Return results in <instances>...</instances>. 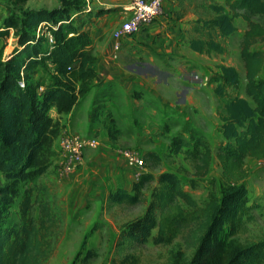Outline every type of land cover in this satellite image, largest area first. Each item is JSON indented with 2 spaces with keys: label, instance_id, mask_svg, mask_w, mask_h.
Returning a JSON list of instances; mask_svg holds the SVG:
<instances>
[{
  "label": "rangeland",
  "instance_id": "1",
  "mask_svg": "<svg viewBox=\"0 0 264 264\" xmlns=\"http://www.w3.org/2000/svg\"><path fill=\"white\" fill-rule=\"evenodd\" d=\"M171 1L177 4L173 9V16L169 18L172 24L181 18V11L200 18L208 17L210 6L207 0H185L186 3L181 1L179 4V0ZM130 2L131 0H0V26L7 15L13 14L22 19V12L28 9H44L48 12L54 10L56 14L48 16L52 27L62 25L66 31L74 29L87 35L92 24L100 21L101 7L112 5L111 9H121L125 19ZM252 18L264 24L263 17L254 15ZM51 29L40 23L28 31L32 38L38 40L42 49L48 50L53 42ZM50 36L52 40L49 39ZM238 38L239 33L224 38L225 56L217 55L216 62L240 61ZM89 42L88 37V44ZM94 44L99 46V41ZM18 48L17 36L10 29L6 39L0 37V61H6ZM251 48L260 49L264 54V40L256 41ZM174 58L177 62L189 63L188 66L184 65L187 69L196 64L185 56L184 60ZM210 63H214L213 58ZM214 65L217 68L218 64ZM242 66L241 62L238 67L241 77L238 88L231 89L229 95L236 93L234 90L238 93L242 91ZM198 67L203 69L204 66ZM204 68L209 73V66ZM185 75L187 74L180 75L181 82L175 81L177 92H172L170 100L169 95L163 91L160 94L154 91L151 95L142 87L126 91L114 81L104 83L95 78L84 92L74 91L70 98L64 96L57 99L55 105L47 111L49 120L39 150L41 171L30 172L26 179L17 181L6 178L0 171V189L6 187L11 197L9 203H5L0 197V225H11L18 221L21 201L26 189H29L34 216L38 215L39 203L42 201L47 203L54 215L49 235L50 252L41 264H132L129 259L122 260L129 252L137 254V262L133 264H166L170 252L182 245L180 237L169 245H154L150 239L130 248L120 249L115 245L120 230L145 211L154 182L144 184L140 201L135 204L112 202L110 195L119 188L125 190L124 172L126 166H129L125 153L128 151L144 160L142 167L133 170L153 174L162 171L176 173L183 188L192 194L198 205H202L210 193L221 194L226 181L221 176V168L215 155L213 154L208 174L196 176L193 161L187 153V149L193 146L196 134L208 141L213 152L218 145L223 144L221 120L214 108L209 109L210 105L198 110L196 106L188 104L182 94L185 90H197L196 85L200 83L204 73H189L191 76L188 78ZM53 76H57L54 66L51 59L46 58L33 67L30 81L39 88H44ZM259 77L264 78V64ZM74 85L77 89L78 83ZM39 88L38 91L42 92ZM192 130H196V133ZM65 131L93 137L98 141L95 147L85 149L82 163L69 173L60 172V139ZM173 141L185 143H179L180 148H176ZM148 151L157 154V162L145 157ZM245 161L248 175L244 184L252 209L246 219V227L236 234V238L249 242L264 238V163L253 158H246ZM139 177L140 175L137 179ZM191 179L195 183L193 188L190 186ZM220 237H223V232ZM192 250H185L188 258L191 257Z\"/></svg>",
  "mask_w": 264,
  "mask_h": 264
},
{
  "label": "trees",
  "instance_id": "2",
  "mask_svg": "<svg viewBox=\"0 0 264 264\" xmlns=\"http://www.w3.org/2000/svg\"><path fill=\"white\" fill-rule=\"evenodd\" d=\"M209 6L216 16L206 22L218 28L223 36L234 32V18L241 17L246 22L239 40V55L245 75L243 91L250 101L237 95L225 97L228 86L237 88L238 75L233 67L222 65L214 91L224 110L219 117L226 142L213 152L208 141L196 134L187 153L196 176L208 174L214 154L226 186L220 195L210 193L198 205L176 173H140L131 191L119 188L110 195L112 202L135 204L140 201L144 184L154 182L145 211L120 230L115 245L120 249L130 248L149 239L154 245H169L180 237L182 245L170 252L166 264H264V238L249 242L236 238L246 227L252 209L244 184L248 175L245 159L251 157L264 163V78L259 77L264 54L260 49L251 48L256 41L264 40V24L252 18L254 15L264 18V0H224L223 5ZM55 12L28 9L22 12V19L13 14L5 16L0 26V37L6 39L12 29L19 47L6 61H0V171L12 181L24 180L30 172L41 171L39 150L49 120L48 109L61 97L70 98L74 91L84 92L96 75L95 58L85 49L87 35L74 29L66 31L62 25L52 27L48 16ZM40 23L52 28L53 42L48 50L42 49L28 31ZM197 40L198 45L203 44ZM189 44L194 50L202 51L192 40ZM207 48L222 51L217 43ZM46 58L51 59L57 76L39 92L38 85L30 81L31 73ZM21 78L24 87L19 84ZM74 83H78L77 89ZM179 143L185 141L175 142L176 148H180ZM145 157L158 161L154 151L146 152ZM190 186H195L192 179ZM30 192L25 191L18 221L0 225V264H41L49 255L54 215L42 201L35 217ZM8 194L6 187L0 189L5 203L10 201ZM187 248L193 249L190 258L185 252ZM125 259L136 263L137 254L129 252L122 258Z\"/></svg>",
  "mask_w": 264,
  "mask_h": 264
},
{
  "label": "crops",
  "instance_id": "3",
  "mask_svg": "<svg viewBox=\"0 0 264 264\" xmlns=\"http://www.w3.org/2000/svg\"><path fill=\"white\" fill-rule=\"evenodd\" d=\"M181 1L186 3L185 0H179L177 3L179 4ZM215 1L216 2L207 0V3L208 5L214 3L223 5L224 3V0ZM115 6L119 7L121 5ZM175 6H177V4L172 3L171 0H167L164 4L163 12L150 26L144 28L140 32L125 37L121 41V46L117 51L116 58L113 57L114 50L111 33L124 22L122 21V18L124 19L122 15L123 10L111 9L112 5L101 7L103 9V12L99 15L101 19L97 24L94 23L91 28H89L90 33L87 35L90 42L85 47L87 53L96 58V75L94 78L104 83L114 81L119 87H122L126 91L135 87H142L146 91H149L150 95L154 93V91L159 92L158 94L161 93L160 91H163L165 94L169 95L170 100L172 98H170L172 92H177L175 81L176 83H179V81L181 82L180 75L182 73L187 74L185 75L187 78L191 76L189 73L194 75L204 73V77L201 78L200 83L196 85L198 86L197 90L193 92L185 90L182 94L188 104L193 105V107L196 106L198 110H201L203 107L207 108V105H210L209 109H211V107L214 108V111H217L216 113H218V115L224 113L221 99L214 91L217 83L220 81V79L216 77L221 74L220 67L222 65L233 67L238 75V88V82L241 79L238 67L241 65L242 60L240 58L239 62H232L231 60H219L216 62L215 59L217 55L221 57L225 56L224 52L226 50V45L223 42L224 38L239 33L238 39L240 40L245 30L246 22L241 17L234 18V32L223 36L220 34L218 28L209 26L206 22L208 19L216 16V13L211 9H209L207 18L204 16L200 18L197 15L187 14V12L181 11L179 13L181 14V18L172 24L169 18L173 16V9ZM89 10H91V8H89ZM95 11L96 10H94V13ZM225 11H227V8H225ZM197 20L200 21L196 22ZM197 39H200L203 44L198 45L199 42H197ZM191 40L194 45H198L202 48L201 52L191 48L189 44ZM95 41H99V46L94 44ZM216 43L222 51L207 48V45ZM184 56L194 60L196 64L193 68L187 69L188 67L184 65L188 66L189 63L177 62L178 60L176 61L174 58L178 57L184 60ZM212 58L214 59L213 64L210 63ZM214 64H218L217 68ZM198 66H209V73H206L204 67L201 69V67ZM211 70H213L214 73ZM242 70L244 74L243 66ZM243 76L245 83V75ZM193 88L194 86L192 89ZM200 88H202L201 91L199 90ZM243 88L244 84L240 93L234 90L236 93L229 95L230 90L235 88L232 85L228 86L224 95L226 98L237 95L239 97H245L250 101L244 94ZM217 105H219L218 108ZM225 142L226 139L224 138V143ZM248 158L251 157H247V159ZM126 167L127 169L124 172L125 176L123 180L125 186L123 187L126 191H131L132 184L137 180L136 170H133V168L129 166ZM128 180L129 182H127Z\"/></svg>",
  "mask_w": 264,
  "mask_h": 264
},
{
  "label": "built area",
  "instance_id": "4",
  "mask_svg": "<svg viewBox=\"0 0 264 264\" xmlns=\"http://www.w3.org/2000/svg\"><path fill=\"white\" fill-rule=\"evenodd\" d=\"M167 0H131L127 8V16L124 22L112 33L113 57H117L123 38L142 31L149 24H152L163 12ZM52 40L51 36L49 38ZM22 75V73H21ZM20 86L24 87L23 78L20 79ZM42 90V87L39 88ZM98 141L93 137L82 136L78 133L63 132L60 139V172L69 173L75 170L83 161V154L86 148L95 147ZM126 163L131 168H140L144 164L142 157L128 151L125 153ZM140 175L136 171V176Z\"/></svg>",
  "mask_w": 264,
  "mask_h": 264
}]
</instances>
